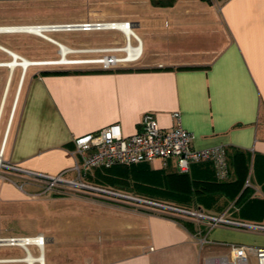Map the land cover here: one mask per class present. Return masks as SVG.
<instances>
[{"label": "crops", "instance_id": "0c3cea01", "mask_svg": "<svg viewBox=\"0 0 264 264\" xmlns=\"http://www.w3.org/2000/svg\"><path fill=\"white\" fill-rule=\"evenodd\" d=\"M121 1L133 9L119 21L130 23L141 47L136 64L51 71L34 65L25 70L18 65L10 71L0 66L4 75L0 78V154L2 162L16 168L0 171V211L5 205L30 200L29 196L90 202L92 214L98 212L96 225L91 226L101 239L97 244L91 243L94 239L82 240L86 255H80L85 260L81 264H206L208 259L227 255L229 245H248L251 233L226 227L207 231L182 215L94 191H44L43 180L28 175L73 180L74 139L110 124H118L124 136H131L146 113L154 115L161 129L169 130L172 114L179 113L182 127L193 136L194 149H225L226 180H217L212 163L197 162L186 173L187 187L176 160L171 159L166 167L154 161L107 171L92 169L82 181L128 196L151 189L168 196L155 202L211 215L222 214L230 205L212 211L215 207L207 201L191 197V203H185L178 201L179 196L185 190L199 193L197 189L215 180L245 179L243 187L254 198L264 189V0H161L167 6H154L156 0ZM9 34L0 32L5 36L0 42V64L13 60L9 52L36 63ZM28 185L36 190L29 196L24 191ZM234 215L231 218L243 221ZM58 216L53 231L61 230L49 239L63 253V229L71 226L62 212ZM14 238L22 236L0 235V247L19 248L8 243ZM204 238L207 242L200 246ZM46 245L43 264H47ZM213 250L216 253L211 254ZM3 256L9 255L4 251ZM24 256L22 252L21 257L0 260ZM63 262L62 255L58 263Z\"/></svg>", "mask_w": 264, "mask_h": 264}, {"label": "rangeland", "instance_id": "374dc122", "mask_svg": "<svg viewBox=\"0 0 264 264\" xmlns=\"http://www.w3.org/2000/svg\"><path fill=\"white\" fill-rule=\"evenodd\" d=\"M132 11V7L121 0H0V27L28 25L49 27V31H43L38 35L21 32L6 35L12 36L15 41L21 43L19 50L31 57L34 62H51L50 64L34 65L32 68L46 71L66 68L97 69L103 68L102 64L92 61L102 60L105 57L127 58L126 52L123 50L126 46L124 34L116 30L106 29L84 31L82 29L58 30L51 27L96 22H122L119 21V18L125 17L126 14H130ZM134 30L136 31L135 28ZM4 38L5 36H0V42H3ZM52 41L63 44L70 49L71 52L65 56L70 63H52L62 59L60 47ZM130 44L132 47L138 45L134 37H131ZM134 64H136V61L117 62L113 66L122 67ZM17 70L20 71V69ZM0 78H4V75L0 74ZM261 190L257 197L262 198L264 201V189L261 188ZM24 191L29 196L36 190L32 185H28L24 187ZM29 198L30 200L22 204L5 205V208L0 211V235L30 237L37 233L39 235V233L51 232L48 235L44 234L45 237L47 236L44 253L47 264L53 260L59 264V258L62 255L64 258L62 264H81L85 261L82 256L86 255V244L81 243L82 240L86 238L94 239L95 242L91 243L97 244L101 239L96 236L98 235V229L91 226L92 224L96 225L94 219L96 217L94 216L98 213L94 211L92 214L93 205H89L90 202L84 203L83 201H59L51 195L34 198L29 196ZM211 209L216 211V208ZM88 210L89 214L92 215H87ZM61 212L64 221H67L71 226L63 229V232H65L63 233L64 239H62V244L65 245L63 253L61 246L57 243L52 244L49 239H54L55 236L58 237L57 232H60L61 229L53 230L54 222L60 219L58 213ZM256 215L257 217L241 219L248 223L264 224V210L256 213ZM236 217L239 219V213H236ZM75 227L77 228L74 229ZM250 233L252 236L250 235L248 245L264 246V235L254 236L252 232ZM4 251L9 256L0 258L21 257L22 252L24 253L20 247H0V253L3 254ZM31 251L34 255H38L34 247H31ZM204 253L209 255L208 250H205ZM210 253L214 254L216 252L213 250ZM248 261L249 264H258L256 256L251 253L248 254Z\"/></svg>", "mask_w": 264, "mask_h": 264}, {"label": "built area", "instance_id": "2783aa9c", "mask_svg": "<svg viewBox=\"0 0 264 264\" xmlns=\"http://www.w3.org/2000/svg\"><path fill=\"white\" fill-rule=\"evenodd\" d=\"M120 24H125L128 28L130 27L129 22H96L78 25L81 26L79 29L88 31L91 29L118 30V25ZM34 27L42 28L40 25ZM45 29H49V27L45 26ZM135 40L139 44L138 40ZM52 42L56 45H60L55 41ZM136 48L137 46L131 47L133 59L124 62H133L139 58L140 54H136ZM127 54L126 52V55ZM116 63L117 62L110 64L103 63L102 69L109 70L113 68V65ZM172 119L173 126L169 130H164L158 126L153 114L146 113L139 122L137 132L131 136H124L118 124H110L96 132L74 139L73 143L75 150L73 154L76 160L74 161L72 169L76 173V178L73 180L65 179L62 175L48 176L32 172H28V175L36 181L43 180L44 191H94L182 215L183 217L192 219L198 224H203L207 231L218 227H226L264 235V224L248 223L231 218V211L236 209L233 205L228 207L222 214L211 215L201 209L190 210L169 204L149 201L92 186L82 181V177L87 172L96 168H110L114 165H137L152 163L154 161H159L163 167H166L171 159L176 160L177 170L182 174L189 172L191 165L194 163L210 162L214 167L217 180H226L229 171L225 149L221 146L202 150L194 149L192 147L193 136L182 127L180 114L173 113ZM1 169L16 168L2 162L0 154V171ZM17 239H25V245L20 247L24 251L25 258L32 256L38 257L43 253L46 238L42 234L33 237L10 239L8 243L16 245ZM32 240H34V242H32ZM206 242L204 238L200 241V246H203ZM32 246L35 247L38 252L37 256L32 253L30 249ZM250 253L256 256L258 264H264V246L235 244L229 245L227 255L208 259L206 260V264H249L248 254ZM20 260L21 259H5L0 260V263L21 262ZM23 263L26 264L25 262ZM32 264L41 263L35 261Z\"/></svg>", "mask_w": 264, "mask_h": 264}, {"label": "trees", "instance_id": "16d2710c", "mask_svg": "<svg viewBox=\"0 0 264 264\" xmlns=\"http://www.w3.org/2000/svg\"><path fill=\"white\" fill-rule=\"evenodd\" d=\"M154 6H167V3L161 2V0L153 1ZM117 166V165H114ZM118 166H132V165H118ZM113 167V166H112ZM110 168H96L98 170H104L107 171ZM183 176L184 181L186 182V185L188 187V179L186 173L181 174ZM106 179V177H105ZM245 179H238L237 181L233 183H227V182H217L215 181H208L206 182V185L202 189H197L200 192L199 193H190L188 194V191H186V194L184 196H179L180 198L178 201L182 202H190L191 203V197L196 200H200L201 202L207 201L209 204L216 208V210H220L225 208L228 204L230 206H234L236 210L231 211V215H234L236 217V213H239V218H252L257 217L256 213H260L262 210H264V201L262 198H254L251 191L248 187L244 186ZM140 192L137 193V195H132L133 197L141 198V199H147L150 201H156L155 199L163 198L167 199L168 196L166 194H159L154 190L151 189H144L138 190ZM184 193V192H181ZM182 197V199H181ZM198 198V199H197ZM220 199H223V202L220 201ZM225 199V201H224ZM222 202V203H221Z\"/></svg>", "mask_w": 264, "mask_h": 264}, {"label": "bare ground", "instance_id": "6f19581e", "mask_svg": "<svg viewBox=\"0 0 264 264\" xmlns=\"http://www.w3.org/2000/svg\"><path fill=\"white\" fill-rule=\"evenodd\" d=\"M56 27H58V26H56ZM56 27H55V29L60 30V28H56ZM64 29L71 30V29H76V28H64ZM118 30L121 31L125 35V38H126V46H125V48L123 50L128 53L127 54V58L126 59H124V58L123 59H116V58H113V57H105L102 60H97V61H92V62L101 63V64H103V63L104 64H110V63H113V62H124V61H128L130 59H133V54L131 53L132 52V49H131L132 46L130 44V39H131V37L134 36L132 31H131L132 29L130 27L128 28L127 26H125V24H120V25H118ZM43 31H49V30L45 29V26H42V28L41 27L39 28V27H34L33 25H31V26L28 25L26 27H23V26L0 27V32H2V34H3V32H10V33H12V32H15V33L21 32V33H31V34L38 35V34H40ZM58 46L60 47V55H61L62 59L60 61H54L52 63H54V64H68V63H70V62L67 61V59L65 57L67 53L71 52L70 49L68 47L64 46L63 44H60ZM140 53H141V47L138 44L137 48H136V54H140ZM18 62H20V61L16 60L14 62L12 60V61H10L8 63L0 64V66H6V67L9 68V71H10V70H13L16 66H18L17 65ZM26 62H30L31 63V61H28V60H25V63ZM50 63L51 62H39V63H33L32 62V64H29V65H37V64L43 65V64H50ZM21 68L23 70L22 66H21ZM16 241H17L16 245H18L19 247H22L23 245H25V239H17ZM32 242H34V240H32ZM43 258H44L43 255L40 254L38 257H34V256L27 257V258L24 257L20 261L22 263L25 262L26 264H32L33 262L38 261L41 264H43Z\"/></svg>", "mask_w": 264, "mask_h": 264}, {"label": "water", "instance_id": "95a60500", "mask_svg": "<svg viewBox=\"0 0 264 264\" xmlns=\"http://www.w3.org/2000/svg\"><path fill=\"white\" fill-rule=\"evenodd\" d=\"M81 26L80 25H62V26H58V27H56V28H60V29H64V28H76V29H78V28H80ZM7 52H9V51H7ZM10 53V55L13 57V61L15 62L17 59H20V62H18L17 63V65H21L22 67H23V70H25L26 69V67L29 65V64H32V62L30 63V62H26L25 63V60L24 59H22L21 57H19L18 55H16V54H14V53H12V52H9Z\"/></svg>", "mask_w": 264, "mask_h": 264}]
</instances>
